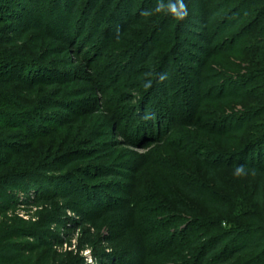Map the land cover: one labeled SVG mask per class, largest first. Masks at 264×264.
I'll return each mask as SVG.
<instances>
[{"label":"rangeland","instance_id":"374dc122","mask_svg":"<svg viewBox=\"0 0 264 264\" xmlns=\"http://www.w3.org/2000/svg\"><path fill=\"white\" fill-rule=\"evenodd\" d=\"M123 1L39 0L35 12L29 0H0V69L16 80L9 99L28 102L34 126L32 132L24 127L0 129V143L11 140L17 148H28L10 163L7 155H0V174L34 168L68 153L75 162L64 173L72 180H56L104 191L106 197L99 202L113 210L100 225V243L88 248L77 214L68 210L60 217L75 226L66 230L71 240L55 249L65 264H97L95 256L118 264H174L181 253L172 247L165 254L166 239L179 241V230L189 233L197 212L208 213L211 206L182 200L181 192L173 189L172 172L180 167L194 176V162L203 156L214 167L217 189L242 183L245 176L235 177L234 168L215 167L238 159L228 157L235 149L222 145L211 130L231 123L240 131L243 123L261 120L253 115V102L238 99L240 90L255 83L246 85L249 79L238 73L235 56L220 53L202 59L198 83L196 72L190 71L196 65L172 53L179 23L166 6L176 0H135L136 10L126 19L131 25L117 30ZM161 3L165 8L155 11ZM183 3L186 17L192 15V0ZM145 10L151 14L143 15ZM22 25L27 33L19 30ZM19 78H57L61 84L47 89L40 82L34 91H23L20 87L29 83H18ZM229 92L234 97L224 101ZM152 117L163 118L162 128L153 132ZM253 154L256 158L257 152ZM120 209L129 210L123 215L125 223L119 220Z\"/></svg>","mask_w":264,"mask_h":264},{"label":"trees","instance_id":"16d2710c","mask_svg":"<svg viewBox=\"0 0 264 264\" xmlns=\"http://www.w3.org/2000/svg\"><path fill=\"white\" fill-rule=\"evenodd\" d=\"M24 1L27 0H16V3L23 4ZM29 1L33 11H38L39 0ZM71 1L78 3V0ZM116 1L119 0H110L111 3ZM97 3L91 5L88 16L96 10ZM121 5L116 15L117 30L136 10L135 0H124ZM123 5L126 9H122ZM191 8L192 15L177 20L172 53L182 61L196 65L190 71L197 73L198 83L202 82L204 71L202 59L209 60L220 53L235 56L240 62L236 65L238 73L249 79L246 85L255 83L251 89L240 90L238 99L253 102L257 107L253 115L261 117L259 122L243 123L240 131L231 123L217 131L211 130V136L220 137L222 145L235 149L227 152L228 157L238 159L230 165L215 167L230 169L243 165L249 170L256 169L257 173L245 176L242 183L222 185L219 190L212 182L214 167L203 156L194 162V176L186 175L177 167V171L172 172L173 189L181 192L182 200L206 202L211 210L208 213L199 210L198 217L191 222V231L179 230L180 240L167 238L162 249L165 254L172 247L180 251L174 264H264V0H192ZM162 19L166 21L167 14ZM129 24L128 19L126 25ZM19 30L27 33L28 28L22 25ZM5 71L0 69V129L24 127L32 132L34 126L30 115L33 112L27 111L28 102L25 105L18 99H9L8 92L16 80L6 76ZM17 82L29 83L25 88L20 87L23 91H34L40 82L47 89L61 84L57 78L38 82L19 78ZM233 97L234 92H229L223 100ZM61 107V110H67ZM162 119L151 118L152 132L157 131L156 127L162 128ZM237 132L240 133L238 137ZM10 141L0 143V155H7L9 163L13 161L12 157L28 150L26 145L17 148ZM256 152L255 158L253 153ZM68 157L65 153L51 161L35 162L34 168L0 174V264H65L59 260L60 255L55 249L71 240V234H66V230L75 226L67 225L60 218L68 210L77 214L78 226H83L84 248L100 243V225L104 219L113 216V210L103 205V201L99 202L106 197L104 191L90 190L71 181L60 184L56 180L68 176L64 172L75 162ZM65 179L72 180L71 176ZM118 212L119 220L125 223L123 215L129 210ZM53 225L56 228L51 230ZM59 229L62 230L59 232ZM95 259L97 264H118L102 256H95Z\"/></svg>","mask_w":264,"mask_h":264},{"label":"clouds","instance_id":"9594fccd","mask_svg":"<svg viewBox=\"0 0 264 264\" xmlns=\"http://www.w3.org/2000/svg\"><path fill=\"white\" fill-rule=\"evenodd\" d=\"M167 10L174 16L176 17L178 20L184 19L187 15V10H186V6L183 3V0H176V3H169L167 6ZM165 8V5H163L162 3L159 4L157 6V8L155 9V11H161ZM143 15L147 16L150 15L151 13H149L147 10H145L143 13ZM164 77L161 76V79H163ZM147 87V85H146ZM257 173L256 169H246L245 166L243 165H237L234 167V172L233 175L237 178L240 177H244L247 175H255Z\"/></svg>","mask_w":264,"mask_h":264}]
</instances>
